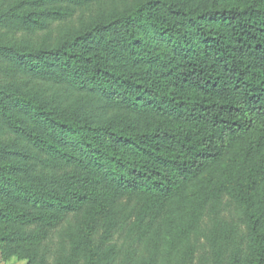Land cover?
Returning a JSON list of instances; mask_svg holds the SVG:
<instances>
[{
  "label": "trees",
  "instance_id": "16d2710c",
  "mask_svg": "<svg viewBox=\"0 0 264 264\" xmlns=\"http://www.w3.org/2000/svg\"><path fill=\"white\" fill-rule=\"evenodd\" d=\"M85 1L21 0L11 15L25 30L43 28L66 15L46 5ZM0 59L11 73L138 119L92 118L0 85V138H22L62 170L24 179L18 162L27 154L0 142V222L97 216L127 196L130 230L141 235L163 219L176 248L209 203L233 192L248 201V264H264V211L250 204L264 187V0H144L51 48L0 45Z\"/></svg>",
  "mask_w": 264,
  "mask_h": 264
},
{
  "label": "rangeland",
  "instance_id": "374dc122",
  "mask_svg": "<svg viewBox=\"0 0 264 264\" xmlns=\"http://www.w3.org/2000/svg\"><path fill=\"white\" fill-rule=\"evenodd\" d=\"M19 1L0 0V45L29 50L54 47L91 24L125 13L144 0H88L75 5H46V10H62L66 15L49 19L45 27L32 30H25L11 15ZM10 84L52 105L87 111L92 118L98 114V118L104 120L111 117H123L126 123L138 120L135 114L103 109L101 101L92 100L86 93L68 86L39 80L17 70L11 73L10 64L0 59V85ZM0 142L27 154L18 162L24 179L62 173L61 169L45 165V157L39 156L22 138L7 132ZM247 203V199L235 197L233 192L224 193L207 205L188 240L176 248L164 232L163 219H157L152 228L141 235L140 229L130 230L133 219L129 212L135 200L127 196L97 216L70 212L52 225L0 222V264H231L237 258L240 264H248ZM250 204L251 211H264V187ZM179 210L182 208L178 204L168 209L174 223L179 220Z\"/></svg>",
  "mask_w": 264,
  "mask_h": 264
}]
</instances>
